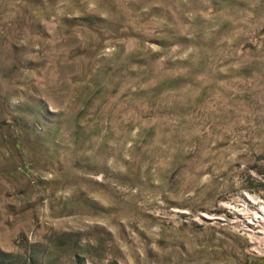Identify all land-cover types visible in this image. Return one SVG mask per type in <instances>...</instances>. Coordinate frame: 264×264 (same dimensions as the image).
<instances>
[{
	"label": "rangeland",
	"instance_id": "374dc122",
	"mask_svg": "<svg viewBox=\"0 0 264 264\" xmlns=\"http://www.w3.org/2000/svg\"><path fill=\"white\" fill-rule=\"evenodd\" d=\"M264 264V0H0V264Z\"/></svg>",
	"mask_w": 264,
	"mask_h": 264
},
{
	"label": "trees",
	"instance_id": "16d2710c",
	"mask_svg": "<svg viewBox=\"0 0 264 264\" xmlns=\"http://www.w3.org/2000/svg\"><path fill=\"white\" fill-rule=\"evenodd\" d=\"M31 264H34V261H32Z\"/></svg>",
	"mask_w": 264,
	"mask_h": 264
}]
</instances>
